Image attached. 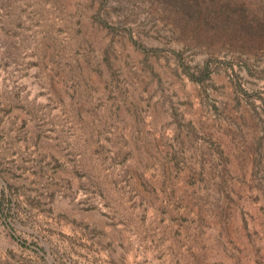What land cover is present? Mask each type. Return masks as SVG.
I'll return each mask as SVG.
<instances>
[{
  "label": "rangeland",
  "instance_id": "obj_1",
  "mask_svg": "<svg viewBox=\"0 0 264 264\" xmlns=\"http://www.w3.org/2000/svg\"><path fill=\"white\" fill-rule=\"evenodd\" d=\"M0 264H264V0H0Z\"/></svg>",
  "mask_w": 264,
  "mask_h": 264
}]
</instances>
